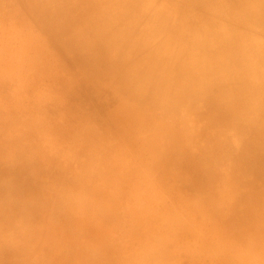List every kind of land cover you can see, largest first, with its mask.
Instances as JSON below:
<instances>
[{
    "label": "rangeland",
    "instance_id": "rangeland-1",
    "mask_svg": "<svg viewBox=\"0 0 264 264\" xmlns=\"http://www.w3.org/2000/svg\"><path fill=\"white\" fill-rule=\"evenodd\" d=\"M226 1L0 0V264H264V168L239 161L251 133L209 126L201 99L171 108L120 79L205 15L218 33L231 26L264 42L252 12L236 19ZM92 6L106 9V34L146 38L108 51L117 71L64 51L65 36L46 25L50 13ZM81 22L71 29L88 33ZM221 40L191 59L214 58Z\"/></svg>",
    "mask_w": 264,
    "mask_h": 264
},
{
    "label": "bare ground",
    "instance_id": "bare-ground-1",
    "mask_svg": "<svg viewBox=\"0 0 264 264\" xmlns=\"http://www.w3.org/2000/svg\"><path fill=\"white\" fill-rule=\"evenodd\" d=\"M29 1L31 2V0ZM198 1L204 3L206 0ZM123 3H119L120 5L117 7L116 12L113 13V17H117L126 11ZM226 4L230 15L236 19L240 18L239 14L241 9L247 7L252 12V15L246 17L248 18L247 22H251L249 26H258L264 30V0H227ZM174 8H177V5ZM179 11L183 13L182 8ZM104 12H106V9L103 6H97L96 9L93 7L91 11L67 8L60 11L59 16L50 13L49 20L51 24L47 22L46 25H49L53 30L52 32L65 36L66 42L65 45L63 44L64 51L67 49L66 46H70L71 44L76 51H81L78 52L81 57L87 54L85 60L89 61L98 57L102 60L110 61L113 65L107 69V72L113 71L114 68L117 71L119 64L117 65L115 58L112 60L110 59L111 57L108 58V51L114 48V51H118L119 55H121L122 45H131L129 42V34L126 31L128 28L110 35L108 33L106 34L105 31L108 30V27L104 24H98L100 19L103 18V14L105 15ZM169 16H171L170 12L168 14H161L157 18L160 24L154 26L151 31L156 33L162 27L165 28L166 20ZM205 16H209L212 21L209 22L208 19H204L202 27L192 29L190 34L187 35V39L183 36H177L175 39L167 41L165 46L157 49L148 60L132 66L133 68L129 73L125 75L120 74V79L125 81L126 85L131 89L141 92L143 95L144 93H150L155 98L153 100L154 102L166 104L171 108L185 107L186 109H190L192 102L197 99L206 102L208 105L206 116L209 126H218L221 124L226 129L234 128L236 130L238 129V131L248 130L251 133L250 138L243 141L240 140L239 142V147L241 148L239 161L250 168L251 166L264 168V42L260 41L257 37L253 38L250 35H244L242 32L234 30L235 28L231 26L225 27L224 34L223 32L218 33L215 30L216 27L211 24L216 22L214 13L213 16ZM79 18H81V23L84 25V28L87 27L88 33L71 29L73 23L75 24ZM69 26L70 28H68ZM183 29L181 30L184 33ZM217 35L222 36V40L217 43L216 47L211 48L214 58L207 55L205 50H202L204 52H200L199 58L193 61L191 59V56H193L191 53L195 51H191V49L211 42L213 37L215 38ZM145 41L146 38L143 37L140 43H133L131 47L135 46L137 48L144 44ZM89 51H92V53L90 54ZM97 52L103 54V56L101 54H98L100 55L98 56L96 54ZM215 123L216 125H214ZM176 148L174 151H176ZM248 152H253L250 154V157L247 155ZM7 169L9 170V168ZM261 173L263 174L264 171L261 170ZM16 190L14 187L11 192L14 193L13 191H15L16 195L21 192H16ZM8 206L16 207L15 203L8 204ZM3 210V208H0V212Z\"/></svg>",
    "mask_w": 264,
    "mask_h": 264
}]
</instances>
